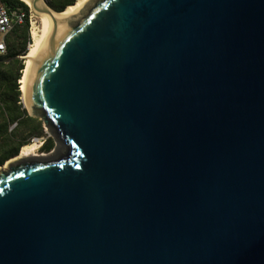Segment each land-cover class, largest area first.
Masks as SVG:
<instances>
[{"label":"water","instance_id":"95a60500","mask_svg":"<svg viewBox=\"0 0 264 264\" xmlns=\"http://www.w3.org/2000/svg\"><path fill=\"white\" fill-rule=\"evenodd\" d=\"M39 3L55 154L0 166V264H264V0Z\"/></svg>","mask_w":264,"mask_h":264},{"label":"trees","instance_id":"16d2710c","mask_svg":"<svg viewBox=\"0 0 264 264\" xmlns=\"http://www.w3.org/2000/svg\"><path fill=\"white\" fill-rule=\"evenodd\" d=\"M8 8L24 12V22L15 26L7 36V52L0 55V166L20 154L24 146L35 139L42 142L40 150L50 152L55 145L39 118L29 115L22 102L21 79L25 56L31 44L30 7L22 0H3ZM76 0H50L47 4L61 12Z\"/></svg>","mask_w":264,"mask_h":264},{"label":"bare ground","instance_id":"6f19581e","mask_svg":"<svg viewBox=\"0 0 264 264\" xmlns=\"http://www.w3.org/2000/svg\"><path fill=\"white\" fill-rule=\"evenodd\" d=\"M28 5H32V0H22ZM89 0H76L73 5L68 6L63 12L57 13L46 6L44 4L39 3L38 7L40 9H47L58 21L61 22H70L71 19L76 16V14L81 10L84 5ZM38 23L33 22L31 27V46L28 50L27 55L25 56V70L23 73V77L21 79V90H22V101L27 106V93H28V86L30 78L35 70L36 63L39 59L40 54L42 53L45 44L48 38L51 35L52 28H53V19L50 15L43 14L42 16H38ZM67 25V23H65ZM39 147L37 142L31 143L30 145L24 146L20 151V156L16 157L15 159L10 160L5 165L7 166L8 163L14 162L15 160L24 159L28 157L36 156V151ZM5 166V167H6Z\"/></svg>","mask_w":264,"mask_h":264},{"label":"built area","instance_id":"2783aa9c","mask_svg":"<svg viewBox=\"0 0 264 264\" xmlns=\"http://www.w3.org/2000/svg\"><path fill=\"white\" fill-rule=\"evenodd\" d=\"M49 1L50 0H43L45 4H47ZM24 17V12L17 8H8L3 0H0V55L6 54L7 36L15 28V26L24 22ZM30 23L32 27L33 23ZM30 46L31 44L29 45L28 50Z\"/></svg>","mask_w":264,"mask_h":264},{"label":"rangeland","instance_id":"374dc122","mask_svg":"<svg viewBox=\"0 0 264 264\" xmlns=\"http://www.w3.org/2000/svg\"><path fill=\"white\" fill-rule=\"evenodd\" d=\"M38 21H39V19H38V17L37 16H34L33 14H32V16H31V22L33 23V22H37L38 23ZM35 142H37L38 144H39V147H38V149H37V151H36V156L37 157H41V156H44V157H49V156H52V155H54L55 154V150H54V148L50 151V152H47V153H44V152H42L41 150H40V147H41V145H42V142L40 141V140H34L33 141V143H35ZM19 156H20V154H19ZM5 164L3 165V167L2 168H5ZM7 168V167H6Z\"/></svg>","mask_w":264,"mask_h":264}]
</instances>
